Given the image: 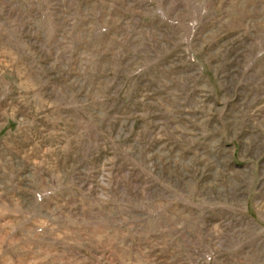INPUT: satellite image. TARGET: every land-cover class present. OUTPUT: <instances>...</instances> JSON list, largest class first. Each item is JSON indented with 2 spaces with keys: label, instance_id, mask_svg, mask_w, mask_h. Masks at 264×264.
<instances>
[{
  "label": "rangeland",
  "instance_id": "obj_1",
  "mask_svg": "<svg viewBox=\"0 0 264 264\" xmlns=\"http://www.w3.org/2000/svg\"><path fill=\"white\" fill-rule=\"evenodd\" d=\"M0 264H264V0H0Z\"/></svg>",
  "mask_w": 264,
  "mask_h": 264
}]
</instances>
